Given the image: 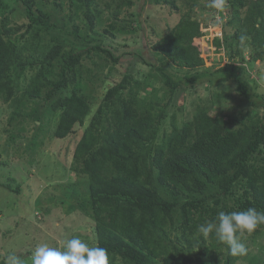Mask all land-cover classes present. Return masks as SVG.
I'll return each mask as SVG.
<instances>
[{
  "label": "trees",
  "instance_id": "obj_1",
  "mask_svg": "<svg viewBox=\"0 0 264 264\" xmlns=\"http://www.w3.org/2000/svg\"><path fill=\"white\" fill-rule=\"evenodd\" d=\"M201 1L0 0V100L17 124L46 117L51 126L54 118V138L80 129L70 168L83 178L71 180L60 205L92 221L96 246L108 250L110 264H264L251 252L233 257L214 235L205 240L198 232L220 211L264 212V90L247 73L264 59V0H226L217 12L222 36L213 43L227 60L207 67L198 43L202 19L194 12L216 11ZM160 5L179 17L157 33L151 59L123 52L148 70L139 72L127 59L117 82L107 80L111 65L99 77L109 60L126 56L111 40L142 29V10ZM15 12L25 21H16ZM225 80L244 107L225 113L215 95L177 117L186 108L187 87ZM95 85L103 88L96 107ZM37 132L23 137L25 149H37ZM0 185L20 191L11 180ZM263 232L261 224L248 238Z\"/></svg>",
  "mask_w": 264,
  "mask_h": 264
},
{
  "label": "rangeland",
  "instance_id": "obj_2",
  "mask_svg": "<svg viewBox=\"0 0 264 264\" xmlns=\"http://www.w3.org/2000/svg\"><path fill=\"white\" fill-rule=\"evenodd\" d=\"M204 2V0L201 1V5H204ZM204 8L206 7H203L202 11L200 8H196L194 12L196 17L202 19L203 35L198 42L200 55L204 59L206 67L212 64L217 65L219 62L223 64L227 57L222 50L215 52L213 43L215 37L222 36L220 15L213 10L207 12ZM138 9L139 5L137 4L130 7L129 11ZM126 12L127 9L122 12L120 17H123ZM222 13L225 16L226 12ZM146 15L147 20L145 19ZM13 17L19 23L25 21L24 16L19 12H15ZM178 17L179 13L170 12L168 6H149L148 10L144 8L139 17L142 29H137L134 33L121 34L111 40L117 49L116 53L133 50L135 53L149 56L151 59L150 51H153L151 44L159 37L157 33L165 31L167 27L176 22ZM123 54L126 56L122 57L124 59L118 63L109 60L99 77L105 78L108 66L111 65L113 70L107 80L117 82L122 77L127 59L132 61L134 69L139 72L148 70L149 66L140 58H136L138 56ZM245 57H248L247 51H245ZM96 61L101 63V60L97 58ZM85 63L91 66L89 60H86ZM171 68V70H176L173 64ZM247 70V73L250 72L254 78L252 82L260 87L258 91L263 92L264 59H256ZM176 71L183 73V70ZM29 75L30 72H27V76ZM225 81L228 85L227 91L224 90L225 82L214 83L207 88L204 84L187 87L186 95L183 97L186 108L182 113L177 112V117L182 119V115L188 113L204 97L211 99L215 95L222 96L219 101H216V108H220L225 113H235L240 107H244L242 97L236 92L232 81ZM95 86L94 91L97 99L94 104L96 107L103 88L101 85ZM180 98L178 102L182 101ZM10 110L11 108L0 100V161L3 163L0 164V183L11 180L13 185L20 184V191H10L0 185V209L2 210L0 214V257L16 252L24 258L25 264H31V254L37 246L47 244L51 247H62L66 240L73 237L80 238L90 246H96L92 221L77 213L68 215L60 205L68 196V192L65 190L68 184L72 181L79 182L83 178L82 175L74 173L70 168L73 148L79 138L80 129L66 138H54L52 137L54 118H52L51 126L45 123L46 117L40 120L41 124L39 121L34 122L28 118L17 124L15 119H9ZM211 113L218 112L214 108ZM37 125H41L39 130ZM35 132L39 139L37 149L32 152L31 149L23 147V139H31ZM20 142H22L21 146ZM35 211L41 213L40 220L37 219L40 215H36ZM248 237L250 236L247 234L243 236V243L248 245L247 253L251 252L264 257V232L253 240ZM236 264H247V261L240 259Z\"/></svg>",
  "mask_w": 264,
  "mask_h": 264
},
{
  "label": "clouds",
  "instance_id": "obj_3",
  "mask_svg": "<svg viewBox=\"0 0 264 264\" xmlns=\"http://www.w3.org/2000/svg\"><path fill=\"white\" fill-rule=\"evenodd\" d=\"M225 4L226 0H209V7L216 12L222 11ZM221 15L224 16L223 13ZM224 90H228L226 81ZM261 224H264V212L250 207L242 211H220L215 220L200 224L198 232L205 240L214 235L218 242L226 245L231 256L242 257L247 254V248L241 238L245 234L251 235ZM3 264H25V260L20 254L12 252L5 256ZM31 264H110V256L106 248L90 246L73 237L66 240L62 247L37 246L31 254Z\"/></svg>",
  "mask_w": 264,
  "mask_h": 264
}]
</instances>
